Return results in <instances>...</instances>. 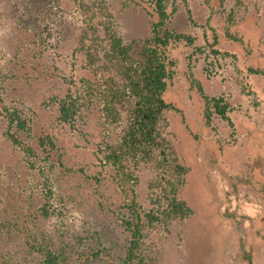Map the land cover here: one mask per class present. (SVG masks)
<instances>
[{"label": "rangeland", "instance_id": "374dc122", "mask_svg": "<svg viewBox=\"0 0 264 264\" xmlns=\"http://www.w3.org/2000/svg\"><path fill=\"white\" fill-rule=\"evenodd\" d=\"M91 3L0 0V63L8 74L2 98L31 120L27 142L40 152V137L55 143L49 158L40 154L33 172L55 194L52 216L38 224L37 235L51 249L65 250L71 264H125L137 216L153 208L152 174L131 167L124 183L103 160L96 103L64 123L55 102L75 97L81 80L91 78L76 43ZM212 5L216 14L203 0H169L168 21L159 30L162 37H183L163 48L170 75L166 118L168 138L189 169L180 199L193 215L161 227L141 222L142 254L157 253V264H248L246 253L264 264V166L258 170L264 157V0ZM108 6L134 52L153 41L160 21L156 0H108ZM206 100L227 106L228 120ZM4 128L0 121V181L22 190L29 170L21 150L2 136ZM39 204L27 201L22 213Z\"/></svg>", "mask_w": 264, "mask_h": 264}, {"label": "trees", "instance_id": "16d2710c", "mask_svg": "<svg viewBox=\"0 0 264 264\" xmlns=\"http://www.w3.org/2000/svg\"><path fill=\"white\" fill-rule=\"evenodd\" d=\"M187 1L184 0L185 4ZM203 1L212 14L217 13L213 0ZM225 1L219 0L220 6ZM168 2L156 0L160 21L156 24L154 39L147 41L138 52L120 37L108 0H92L91 5L85 6L89 19L81 27L76 43L92 79L81 80V91L75 97L67 95L55 101L64 123L80 117L82 106L96 103L105 139L101 151L103 160L124 183L130 178L131 167L144 168L152 174L149 191L153 208L144 217L138 214L125 264H142L148 260L157 264V253L142 254L141 222L161 227L171 222L185 223L193 215L187 203L180 199L189 169L180 162L167 132L166 113L170 105L165 95L170 75L163 48L171 39L183 38L160 35L159 30L168 21ZM242 4L238 1V6ZM235 20L236 11L231 13L228 23L233 25ZM7 81L8 74L0 63V121L5 123L2 136L21 150L29 176L22 190H12L0 181V264H71L65 250L51 249L36 231L38 224L52 216L55 194L48 181L40 185L33 172L38 169L40 154L49 158L55 149L54 140L48 135L39 138L38 147L43 153L25 140L33 133L31 120L18 108L4 105L2 94ZM212 102L217 114L228 120L227 106H222L219 100H206L207 106ZM258 163L261 170L264 157ZM261 177L264 179V173ZM31 199L40 200V204L26 216L22 213L23 204ZM242 248L245 250L243 245ZM245 258L248 264H255L248 253Z\"/></svg>", "mask_w": 264, "mask_h": 264}]
</instances>
